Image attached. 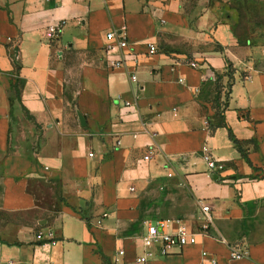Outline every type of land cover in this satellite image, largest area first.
<instances>
[{"label":"crops","instance_id":"obj_1","mask_svg":"<svg viewBox=\"0 0 264 264\" xmlns=\"http://www.w3.org/2000/svg\"><path fill=\"white\" fill-rule=\"evenodd\" d=\"M236 21L210 0H0V264H115L120 248L119 264H200L203 250L264 264V41L240 44ZM124 25L129 47L109 49ZM13 58L25 82L12 104ZM178 220L196 243L162 254L143 239ZM235 243L247 257L230 260Z\"/></svg>","mask_w":264,"mask_h":264},{"label":"built area","instance_id":"obj_2","mask_svg":"<svg viewBox=\"0 0 264 264\" xmlns=\"http://www.w3.org/2000/svg\"><path fill=\"white\" fill-rule=\"evenodd\" d=\"M53 32H57V29H52ZM106 38L108 40L107 47L109 49H112L114 47H118L120 49H124L129 47L128 43V36L126 34V26L124 25L121 29L116 30L113 29L106 34ZM157 50V47L154 44H149V51L150 53H155ZM136 59V58H135ZM124 59H119L115 63H113V66L115 68L122 67L125 64ZM192 66H196V63H192ZM130 80L136 82L138 80V76L135 71H133L130 74ZM128 104V103H127ZM119 142V141H118ZM202 157L206 161L209 169L211 171H221L224 169V163L221 162L219 159H217L214 155H212L209 147L207 144H204L201 148ZM90 156H93V152L90 153ZM150 154L147 155L149 157ZM133 189V188H132ZM200 232L204 234H209L210 230L213 225V216L211 214V207L209 204L200 202ZM100 222V221H99ZM37 238L41 239L42 234L38 233ZM143 239L146 242H156L161 241L162 242V248L161 253L167 254L168 253V247L171 246H179L183 247L187 244H194L197 242V233L192 232L189 227L182 223L180 220H178V228L175 233L168 234L161 232L157 224H148V229L146 234H144ZM223 242L224 239H223ZM229 257L230 260H236L241 259L248 256V250L241 247L240 244H229ZM126 251L123 248H120L113 260L115 264L123 263L124 257H125ZM209 257V261L211 264H219V260L215 255H212L208 250L202 251V261L200 264H204L205 259ZM148 258L147 254L143 255H137L134 258L135 264H145L146 260Z\"/></svg>","mask_w":264,"mask_h":264},{"label":"trees","instance_id":"obj_3","mask_svg":"<svg viewBox=\"0 0 264 264\" xmlns=\"http://www.w3.org/2000/svg\"><path fill=\"white\" fill-rule=\"evenodd\" d=\"M210 1H211V3H214L216 1L223 3V0H210ZM251 3H255V0H243V1H241V3H238V6L226 3L227 6H229L230 8L234 9L237 12V21L234 23V31H235V34L237 35L239 43L242 45H255V44L259 43V42H250L249 40L242 38V36L239 32V27H240L241 21L245 18L244 13H243V5L244 4L249 5ZM13 61H14V72H13V76L10 78L9 87H8V93H9L10 101L12 104H13L14 100L21 101L22 87H23L24 82H25V80L23 78H21V76H20L21 63L16 58H13ZM231 68L232 67L229 64L227 74L230 77V81H231V79H233V74H232ZM230 89H231V82H229V84L227 86V90L225 93V99L222 101L221 96H220L221 91L219 90V85L217 84L216 96H215L214 102L216 103V106L218 107V111L220 108H222V110H223L227 106L228 98L230 96ZM28 115H29V113H28ZM223 125H226V122H225L224 114L221 111H219L218 121H216V123L212 122L211 119L209 118V127L212 131H214L218 126H223ZM229 132H230L231 139L235 142V144L238 146L240 151L246 156V152L242 148L241 142L235 137V135L231 129H229Z\"/></svg>","mask_w":264,"mask_h":264},{"label":"rangeland","instance_id":"obj_4","mask_svg":"<svg viewBox=\"0 0 264 264\" xmlns=\"http://www.w3.org/2000/svg\"><path fill=\"white\" fill-rule=\"evenodd\" d=\"M188 1L193 2L196 0ZM241 1L243 0H223V3L238 6V3H241ZM243 13L245 18L241 21L239 27L242 38L250 42H262L264 40V0H255V3L249 5L244 4ZM8 218L18 220L19 214H8Z\"/></svg>","mask_w":264,"mask_h":264}]
</instances>
